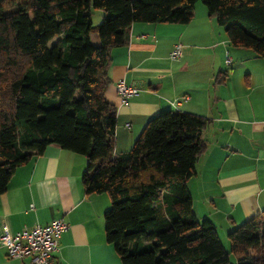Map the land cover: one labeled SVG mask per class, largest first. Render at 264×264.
Listing matches in <instances>:
<instances>
[{
  "label": "trees",
  "instance_id": "16d2710c",
  "mask_svg": "<svg viewBox=\"0 0 264 264\" xmlns=\"http://www.w3.org/2000/svg\"><path fill=\"white\" fill-rule=\"evenodd\" d=\"M199 1L234 46L264 57V0H0V194L56 143L87 156L88 194L110 195L106 235L122 264H264V210L227 234L229 250L193 211L186 182L206 148L205 117L161 112L116 152L112 50L135 22L189 23ZM94 9L106 11L97 26Z\"/></svg>",
  "mask_w": 264,
  "mask_h": 264
},
{
  "label": "crops",
  "instance_id": "0c3cea01",
  "mask_svg": "<svg viewBox=\"0 0 264 264\" xmlns=\"http://www.w3.org/2000/svg\"><path fill=\"white\" fill-rule=\"evenodd\" d=\"M205 9L197 4L187 24L135 22L129 43L111 52L105 97L117 108L116 152L129 150L161 112L187 111L208 120L201 135L206 148L186 186L197 219L213 221L226 239L264 210V57L234 46ZM92 41L100 43L96 33ZM177 44L183 55L173 59ZM121 80L138 88L127 101L117 92ZM87 164L86 155L51 143L17 167L0 194V234L4 227L20 234L63 219L69 228L59 238L54 264H122L106 235L111 197L86 192ZM0 264L31 262L8 257L0 245Z\"/></svg>",
  "mask_w": 264,
  "mask_h": 264
},
{
  "label": "built area",
  "instance_id": "2783aa9c",
  "mask_svg": "<svg viewBox=\"0 0 264 264\" xmlns=\"http://www.w3.org/2000/svg\"><path fill=\"white\" fill-rule=\"evenodd\" d=\"M182 55V45H175L170 57L177 59ZM225 62L227 65L232 64V57L229 53ZM117 92L124 101H127L138 93V88L121 80L117 84ZM68 228L69 224L63 219L53 220L44 226L36 224L20 234H11L10 230L4 227L0 234V245L5 248L10 258L29 257L31 264H54V253L59 248V238Z\"/></svg>",
  "mask_w": 264,
  "mask_h": 264
},
{
  "label": "rangeland",
  "instance_id": "374dc122",
  "mask_svg": "<svg viewBox=\"0 0 264 264\" xmlns=\"http://www.w3.org/2000/svg\"><path fill=\"white\" fill-rule=\"evenodd\" d=\"M199 3H201V5L203 6V9H205V8H207V6L203 3V1H199L197 4H199ZM196 4V5H197ZM204 6H205V8H204ZM205 10H207V9H205ZM207 12V11H206ZM208 13V12H207ZM105 15H106V11L105 10H102V9H94V12H93V15H92V22H93V25L94 26H97V25H99L102 21H103V19H104V17H105ZM212 17V16H211ZM215 18V17H214ZM216 19V18H215ZM217 20V19H216ZM205 22H207V20L205 19ZM58 37H56V38H54L50 43H49V46H51V44H53V43H55L56 41H58ZM220 239L222 240V243L224 244V246H225V248L227 249V250H229V242H228V239L226 238H224V236H221L220 235ZM232 256V259H234V255L232 254L231 255Z\"/></svg>",
  "mask_w": 264,
  "mask_h": 264
}]
</instances>
